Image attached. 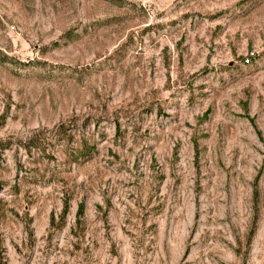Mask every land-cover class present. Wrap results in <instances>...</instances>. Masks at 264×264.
Returning <instances> with one entry per match:
<instances>
[{
  "label": "rangeland",
  "instance_id": "374dc122",
  "mask_svg": "<svg viewBox=\"0 0 264 264\" xmlns=\"http://www.w3.org/2000/svg\"><path fill=\"white\" fill-rule=\"evenodd\" d=\"M0 264H264V0H0Z\"/></svg>",
  "mask_w": 264,
  "mask_h": 264
},
{
  "label": "built area",
  "instance_id": "2783aa9c",
  "mask_svg": "<svg viewBox=\"0 0 264 264\" xmlns=\"http://www.w3.org/2000/svg\"><path fill=\"white\" fill-rule=\"evenodd\" d=\"M249 56L244 60L245 62H248L252 57L254 56L252 52H249Z\"/></svg>",
  "mask_w": 264,
  "mask_h": 264
},
{
  "label": "trees",
  "instance_id": "16d2710c",
  "mask_svg": "<svg viewBox=\"0 0 264 264\" xmlns=\"http://www.w3.org/2000/svg\"><path fill=\"white\" fill-rule=\"evenodd\" d=\"M30 140H31V139H30ZM30 140H29V141H30ZM26 145H32V141L28 142V144H26Z\"/></svg>",
  "mask_w": 264,
  "mask_h": 264
}]
</instances>
